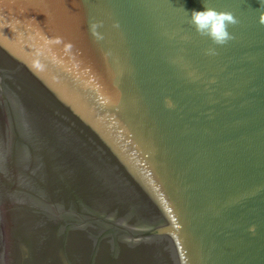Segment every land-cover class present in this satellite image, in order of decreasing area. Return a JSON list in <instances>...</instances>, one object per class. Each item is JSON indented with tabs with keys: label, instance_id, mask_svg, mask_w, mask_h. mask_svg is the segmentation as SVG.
Returning <instances> with one entry per match:
<instances>
[{
	"label": "water",
	"instance_id": "1",
	"mask_svg": "<svg viewBox=\"0 0 264 264\" xmlns=\"http://www.w3.org/2000/svg\"><path fill=\"white\" fill-rule=\"evenodd\" d=\"M262 14L0 0V264H264Z\"/></svg>",
	"mask_w": 264,
	"mask_h": 264
},
{
	"label": "clouds",
	"instance_id": "2",
	"mask_svg": "<svg viewBox=\"0 0 264 264\" xmlns=\"http://www.w3.org/2000/svg\"><path fill=\"white\" fill-rule=\"evenodd\" d=\"M264 3V0H260ZM203 11H192L191 21L196 26V31L202 36L207 37L213 45L223 46L232 39L228 27L235 24V17L228 12H217L215 9L204 7ZM260 23L264 24V14L261 15ZM96 24H92L93 34L95 35ZM209 54H215L214 49L207 50Z\"/></svg>",
	"mask_w": 264,
	"mask_h": 264
}]
</instances>
